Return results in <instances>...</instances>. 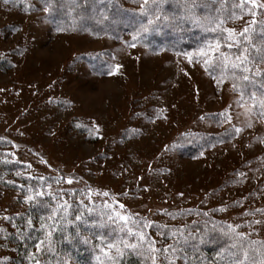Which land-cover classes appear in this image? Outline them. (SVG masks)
I'll list each match as a JSON object with an SVG mask.
<instances>
[{"label": "rangeland", "instance_id": "374dc122", "mask_svg": "<svg viewBox=\"0 0 264 264\" xmlns=\"http://www.w3.org/2000/svg\"><path fill=\"white\" fill-rule=\"evenodd\" d=\"M44 15V9L22 12L0 0V58L14 62L7 71L0 69V136L31 165L28 174L82 178L74 186L109 191L130 210L162 223L185 221L172 219L165 209L176 216L207 210L228 223H243L246 210L264 208V144L256 139L264 138V121L254 120L253 129L199 157L169 150L185 132L229 128L213 116L230 104L234 116L243 111L230 84L218 88L200 64H189L175 52L59 33ZM107 50L113 65H122L119 74L99 75L77 58L73 71L64 70L73 55ZM242 120L233 123L242 126ZM100 198L111 202V196ZM225 206L226 212L213 211ZM24 208L21 193L0 184V217ZM5 221L0 219V226ZM253 237L264 239V228ZM14 257L11 243L0 234V264H33Z\"/></svg>", "mask_w": 264, "mask_h": 264}, {"label": "trees", "instance_id": "16d2710c", "mask_svg": "<svg viewBox=\"0 0 264 264\" xmlns=\"http://www.w3.org/2000/svg\"><path fill=\"white\" fill-rule=\"evenodd\" d=\"M2 1L9 8L22 12H31L39 9H44L45 11L47 8L48 10L45 11L44 17L59 33H80L92 37H111L116 41L126 43L131 42L132 35L136 34L142 24H147V18L141 12L143 0ZM234 2L235 0H226V3L224 0H156V3L153 4L150 0L149 16L154 17L159 14L161 19L152 26L150 31L143 35L142 40L136 42V45L147 47L156 52L167 50L180 55L195 52L205 41L213 38V34L205 31L203 24L196 23L195 20L209 15H216L217 9H222V14L226 15L227 10L231 8ZM245 19H249V17H245ZM228 26L231 27L232 24L230 23ZM260 31L257 28V34L254 37L257 47L262 45L259 35ZM109 52L108 50L98 52L95 56L81 54L75 58L73 55V58L64 66V70L73 71L74 62L80 59L89 63L92 72L99 75H108V72L114 66L109 59ZM12 67H14L12 60L7 57L0 58L1 70L7 71V69ZM214 75L218 76V74ZM231 83V81H226L218 87L215 82L218 88L223 87L225 84L231 85ZM261 85H264V78L258 77L254 84L247 85V89L258 92ZM213 117L214 120L219 121V115L215 114ZM132 130L127 128L126 134L132 136ZM229 131L230 129L227 128L216 132H185L172 141V145L174 143L181 144L182 147L174 149V151L185 157H199L206 150L234 139L236 136L230 135ZM10 146L8 139L0 136V184L17 189L22 195V201L25 203L23 196L26 194L27 186L37 183L35 180L26 179V177L44 176L55 178L58 174H28L26 171H30L29 164L23 162L17 156L8 155L13 153L9 149ZM17 159L19 163L15 162ZM4 160L12 161V163H3ZM18 171L23 174L17 176L16 172ZM62 176L69 177L67 175ZM7 181H14L15 183L9 184ZM21 184L25 185V189H19L18 186ZM53 187L56 188L57 186L54 184ZM62 187L66 190L76 189L79 192L80 189L85 188V185L81 183L78 186L62 184ZM80 198L82 197H68L69 201L73 203L72 215L68 217V221L72 222L61 221L60 228L53 232L51 251L36 254L41 264H71L74 262L76 264H99L96 260L97 255H99L98 245H100L98 237L101 233L109 231V229L95 227L93 221L99 220L98 214L103 210V199L93 196L94 203L85 199V204L95 209L93 213L89 214L80 205ZM127 209L130 210L129 208ZM204 213H208V215L205 216ZM48 214V210L44 207H31L25 203L23 211L12 213L10 215L12 217L11 221L6 220V223L0 226V234L11 243L15 251L13 259L16 262L33 263L29 259V254L35 252L34 245L37 239L44 238V233L40 230V217ZM75 215H83L84 220L75 221ZM177 217L184 218L185 221L181 223H162L159 220L148 217L159 225H167L168 227L164 231L177 232L176 237L163 240V244H173L175 240L179 239L180 242L177 246L181 250L178 253L176 264L179 262L184 264H228L230 257L226 253H222L221 250L231 242L226 238H221L217 231L226 222L225 220L207 210L200 209L183 210ZM28 219L33 222L31 228L27 224ZM214 225L216 226L215 229ZM180 232L183 233V237H187L186 241L179 235ZM153 235H155V232H153ZM252 238L264 240L262 238ZM157 239L160 240V237H157ZM86 240L87 242H85ZM202 240L203 242H201ZM157 246L159 247L160 244ZM218 253L221 255L218 256ZM123 264H140V262L135 255H128L125 257Z\"/></svg>", "mask_w": 264, "mask_h": 264}, {"label": "snow or ice", "instance_id": "6c2138e0", "mask_svg": "<svg viewBox=\"0 0 264 264\" xmlns=\"http://www.w3.org/2000/svg\"><path fill=\"white\" fill-rule=\"evenodd\" d=\"M151 2L155 4L156 0H151ZM224 2L226 3V0ZM149 3L150 0H143L141 12L147 18V24H142L136 34L132 35L131 42H126L129 48H135L136 42L142 40L143 35L161 19L159 14L154 17L149 16ZM47 10L46 8L45 11ZM216 12V15L195 20L196 23L203 24L204 30L212 33L213 38L205 41L195 52L183 53V55L189 64H200L218 87L226 81L232 82V90L239 94V99L236 102L237 107L243 111L234 116L233 106L230 104L228 108L217 115L222 117L218 123L229 125V134L236 136L245 128L253 129L255 127L254 120L256 123L264 121V85H261L258 92L247 89V85L254 84L256 78H264V0H235L226 15L222 14V9H217ZM245 17H249V19L245 20ZM238 22H243L239 28L228 26L230 23L235 25ZM257 28L261 30L259 33L262 41L261 47H257L254 42ZM121 68L120 64L114 65L108 75L119 74ZM214 74H218V76ZM240 117H243L242 126H237L233 121ZM199 119L204 120L205 117L201 116ZM77 127H81V125H77ZM94 130L98 133V126L94 125ZM256 139L259 143L264 144V138L257 137ZM179 147L182 145L174 143L169 150ZM8 155L15 156V153ZM15 162L19 163V160L17 159ZM3 163H12V161L4 160ZM41 163L47 164V161L41 160ZM22 174V172H16L17 176ZM239 176L245 177L246 173L241 172ZM26 179L35 180L37 183L27 186L26 194L23 196L25 203L31 207H44L49 213L47 216L40 217V230L44 233V238L37 239L34 245L35 252L29 254V259L33 261V264H41L37 253L51 251L52 235L60 228L61 221L72 222L68 221V217L72 215L73 203L69 201L68 197L75 198L77 196L82 197L79 203L89 214L93 213L95 209L88 207L85 204V199L94 203L93 196L104 198L111 196V202L108 199L102 201L103 210L98 214L99 220L93 221L95 227L109 229L98 237L100 245H98L99 255L96 260L99 264H123L128 255H135L140 264H176L178 253L181 250L177 246L180 242L179 239L175 240L173 244H163V240L176 237L177 232L164 231L167 229V225H159L156 221L141 216L138 212H131L109 191L93 190L87 185L79 192L76 189L66 190L62 184L72 185L83 182L82 178L77 180L72 176L57 175L55 178L28 176ZM7 183L14 184L15 182L7 181ZM54 184L57 186L56 188L53 187ZM18 187L22 190L25 189L23 184ZM123 195L126 196L127 193L125 192ZM234 203L240 204L239 201ZM227 210V206L213 209V211L219 212ZM164 213L171 216L172 219H176V215L168 213L166 209ZM257 214L260 218H256ZM204 215L207 216L208 213H204ZM242 215L245 217L243 223L224 222L217 229L221 238H226L231 242L221 252L230 257L228 264H264V240L252 238L254 235H259L260 228H264V208L246 210ZM247 217H252V219H247ZM0 219L11 221L12 217L4 216ZM74 219L82 221L84 217L75 215ZM27 224L31 228L32 220L28 219ZM215 227L214 225V229ZM245 227L249 231H243L242 229ZM179 235L183 237L182 232ZM157 237H160V240ZM183 239L186 241L187 237H183ZM158 244H160L159 247ZM220 255L218 253V256Z\"/></svg>", "mask_w": 264, "mask_h": 264}]
</instances>
